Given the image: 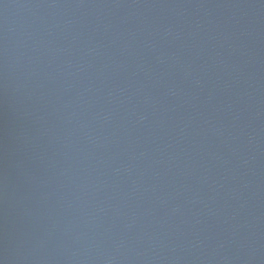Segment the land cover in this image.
<instances>
[{
    "label": "water",
    "instance_id": "water-1",
    "mask_svg": "<svg viewBox=\"0 0 264 264\" xmlns=\"http://www.w3.org/2000/svg\"><path fill=\"white\" fill-rule=\"evenodd\" d=\"M0 264H264V0H0Z\"/></svg>",
    "mask_w": 264,
    "mask_h": 264
}]
</instances>
